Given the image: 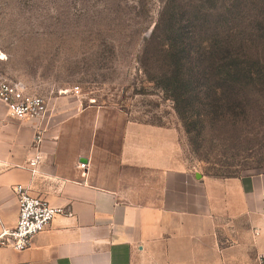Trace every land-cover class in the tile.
<instances>
[{
  "label": "crops",
  "instance_id": "0c3cea01",
  "mask_svg": "<svg viewBox=\"0 0 264 264\" xmlns=\"http://www.w3.org/2000/svg\"><path fill=\"white\" fill-rule=\"evenodd\" d=\"M62 101L40 123L9 118L0 102V228L16 223V184L64 209L27 248L1 247L0 264L255 263L264 250V172L205 175L185 160L178 128ZM222 221L248 225L236 255L218 244Z\"/></svg>",
  "mask_w": 264,
  "mask_h": 264
},
{
  "label": "rangeland",
  "instance_id": "374dc122",
  "mask_svg": "<svg viewBox=\"0 0 264 264\" xmlns=\"http://www.w3.org/2000/svg\"><path fill=\"white\" fill-rule=\"evenodd\" d=\"M167 21L184 26L189 49L218 38L222 49L264 63V0H0V72L48 107L60 99L65 109L112 105L132 120L178 128L185 160L205 175L264 172V90L246 87L241 116L206 122L190 142L172 101L147 79L160 71ZM247 227L222 221L219 246L236 255Z\"/></svg>",
  "mask_w": 264,
  "mask_h": 264
},
{
  "label": "trees",
  "instance_id": "16d2710c",
  "mask_svg": "<svg viewBox=\"0 0 264 264\" xmlns=\"http://www.w3.org/2000/svg\"><path fill=\"white\" fill-rule=\"evenodd\" d=\"M176 24L167 21L165 49H159L157 59L160 71H146V76L172 101L193 142L206 122L213 126L226 115L237 117L244 113L246 87L264 90V63L247 58L239 49H222L218 38L203 37L196 49H189L180 38L184 26Z\"/></svg>",
  "mask_w": 264,
  "mask_h": 264
},
{
  "label": "built area",
  "instance_id": "2783aa9c",
  "mask_svg": "<svg viewBox=\"0 0 264 264\" xmlns=\"http://www.w3.org/2000/svg\"><path fill=\"white\" fill-rule=\"evenodd\" d=\"M0 102L6 107L8 117L14 120L27 118L40 123L48 111L47 101L42 95L30 92L23 81L11 79L1 72ZM41 143L42 130L38 127L31 145L33 155L28 160L33 174L41 158ZM78 165L80 168L86 166L84 162H79ZM13 190L17 195L18 217L14 226H1L0 248L8 247L20 251L27 248L32 237L44 230L53 217L63 213L64 209L32 195L22 184L14 185ZM253 264H264V250L257 253Z\"/></svg>",
  "mask_w": 264,
  "mask_h": 264
},
{
  "label": "water",
  "instance_id": "95a60500",
  "mask_svg": "<svg viewBox=\"0 0 264 264\" xmlns=\"http://www.w3.org/2000/svg\"><path fill=\"white\" fill-rule=\"evenodd\" d=\"M82 160L84 161L85 159H81V161H82Z\"/></svg>",
  "mask_w": 264,
  "mask_h": 264
}]
</instances>
